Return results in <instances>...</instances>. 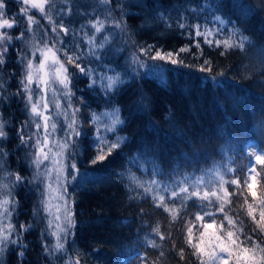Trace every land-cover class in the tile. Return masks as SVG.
I'll use <instances>...</instances> for the list:
<instances>
[{"label": "trees", "instance_id": "trees-1", "mask_svg": "<svg viewBox=\"0 0 264 264\" xmlns=\"http://www.w3.org/2000/svg\"><path fill=\"white\" fill-rule=\"evenodd\" d=\"M63 1L51 9V15L70 31L68 35L59 32L57 36L38 11L33 15L41 26H34V32L28 33L26 19L19 14L20 2L6 0L7 17L17 18L20 23L5 31L13 37L24 31L25 36L13 39L6 62L0 66V122L7 133L6 139H0V148L7 153L1 157L4 168L0 167V174L3 178L4 169L9 173L12 202L8 206L11 216L5 217V223L15 225L18 231L20 225L30 227L19 234L22 250L9 244L0 251V264H68L76 259L80 264H141L145 254L150 264L152 261L199 264L186 243L188 222H192L194 241L199 240L203 228L196 220V213L213 212L219 224L223 219V213L216 211L219 204L201 210L200 201L194 198L180 213L181 218L173 223L169 213L157 208L152 196L144 195V189L137 188L135 181L145 185L152 180L160 182L162 189L165 186L169 189L162 192L167 199L171 189L183 180L191 185L203 175L205 181H211L216 179L217 172L224 173L225 179L235 178L247 171L249 163L255 164L250 151L264 152L261 120L264 117V0H112L110 6L99 0H83L82 7L77 6L79 0ZM109 7L111 18L106 20ZM217 16L224 21L223 25L215 20ZM97 19L105 21L103 33L97 34V43L108 37L104 47L96 49L99 59L88 55L84 43V33L95 31L89 21ZM114 21L121 22L123 31L113 26ZM181 22L186 25L184 28L178 27ZM195 25L200 26L201 32L212 33L207 37L212 44L205 42V36L196 35ZM234 29L238 30L236 39L241 34L248 37L243 49L225 52L223 46L215 45L216 40H226ZM32 36L36 47L44 46L46 39L56 43L57 48H75L80 44L77 51L84 53L82 66L93 69L96 78V84L90 87L89 77L67 65L74 73L71 84L74 95L63 104L71 119L73 109H80L77 121L82 135L70 140V147L63 150L67 160L58 156L61 163L75 162L79 169L78 178L66 185L67 206L74 226L61 240L62 251H54L57 237L51 234L54 224L49 226L56 205L61 207V221L65 214L59 186L54 187L53 195L48 189L46 170L51 169L52 160H43L37 169L32 162L35 149L21 145L18 135L23 127L25 136L32 137V144L39 135L38 117H31L25 99L18 94L24 74L20 57L25 55V50L31 57L32 49L28 45ZM147 45H153L161 53H179L173 58L182 60L183 64L141 56L145 64L137 68L132 62L133 53L139 55V49ZM182 48L187 51H180ZM59 56L63 59L62 52ZM205 61L210 62L211 72L199 70ZM117 73L123 82L105 94L99 77ZM30 87L35 99L37 86L33 83ZM113 109H119L123 122L116 126L115 133L104 132V124L110 123L107 118H102L99 125L90 123L92 113L100 115ZM97 126L101 135L110 140L121 137L123 142L111 156L93 165ZM57 137L62 143L67 132H63V139ZM57 149L61 151L58 146ZM229 168L235 171L229 172ZM37 173L39 178L34 181ZM16 174L24 178L22 183L15 182ZM262 185L264 172L257 176L258 196ZM227 187L230 192L237 190L235 185ZM241 190L247 195L246 189ZM42 199L49 204L51 215L40 204ZM232 199L234 203L228 214L235 217L244 197L237 195ZM248 199L251 202V197ZM175 206L179 208V200ZM245 211L246 205L240 211V218L247 227L251 221ZM211 219L205 217L207 222ZM157 224L166 239L161 240L153 232ZM12 238L16 239L17 235L13 234ZM203 239L208 241L207 236ZM149 240H155L159 247H150ZM181 247L185 249L183 260L179 254Z\"/></svg>", "mask_w": 264, "mask_h": 264}, {"label": "snow or ice", "instance_id": "snow-or-ice-1", "mask_svg": "<svg viewBox=\"0 0 264 264\" xmlns=\"http://www.w3.org/2000/svg\"><path fill=\"white\" fill-rule=\"evenodd\" d=\"M23 7L21 8L20 15L21 17H26L25 25L26 31L28 33L34 32V26H41L40 21L36 17L30 14L32 9L38 10L41 16L47 20L48 24L52 25V32L57 36L59 32H63L65 35L69 34L70 29L64 26L62 22L57 23L53 16L51 15V9L55 7L53 0H21ZM104 5L110 6L112 0H100ZM6 0H0V66H3L6 62L5 56L9 51V45H11L13 39L20 40L25 36V32L22 31L18 36L13 37L6 29L10 30L15 28L20 20L17 18L9 19L6 14ZM71 9H69V12ZM112 9L109 7V15L106 16V20L111 18ZM182 19V18H178ZM215 20L219 21L221 25L224 24V21L221 17H215ZM89 25L95 31L89 34L88 32L84 33V43L88 46V55L95 56L96 59H99V56L96 53L97 48H103L105 43L108 41V37L104 36L103 40L97 43L98 36L97 34H102L105 29V21L102 20H92L89 21ZM113 26L120 28L123 31V26L121 22L114 21ZM186 25L184 23H178V27L184 28ZM191 27V26H190ZM197 31V36H205V42L212 44L213 41L208 40L207 37L212 33L208 30L204 32L199 31L200 26H194ZM236 29L227 37L226 40L220 41L216 40L214 43L217 47L223 46L225 52L232 48L243 49L245 46V41L248 40V37L240 35L239 39H236L237 34ZM47 35V33H45ZM44 47L33 46L31 51V57L27 55V50H25V55L20 57L21 63L24 65V74L20 81L22 86L21 91L18 94H21L26 102V108L30 111L31 117L39 116L43 121V127L45 130V136L43 137L44 145L48 144V137L51 133L48 131L50 117L44 114V111H47L49 108V102L47 99V91L52 90L53 95L57 93L58 89L54 87V84H58L63 88V95L66 96L69 101L74 95L71 90L72 78L74 73L69 71L67 65H72L78 71L90 78L91 84L90 87L96 84V78L94 76V70L86 66H82V60L84 53L82 51H77L81 47L80 44H77L75 48H57L56 43H52L49 47V42L44 41ZM63 44V41H60ZM199 47V44H197ZM180 51H187V49L182 48ZM62 52L63 59L58 55ZM225 52H221V55H224ZM39 53V56H37ZM154 53V54H153ZM179 56V53H161L157 51L153 45L143 46L139 49V55L133 53L132 62L139 64L143 67V62L141 56H146L153 61H166L173 65H182L183 61L180 59H174L173 56ZM42 57V58H41ZM39 61L37 64L35 61ZM51 61V64L49 63ZM47 69V70H46ZM54 69V71H52ZM201 72H211V64L209 61L204 62V66L199 69ZM222 75V73L220 74ZM100 87L105 92V94L114 91L123 81L120 74L115 75H101ZM33 83L36 84L37 88L40 89V92L44 93L43 96L37 97L34 99L33 89L30 87ZM41 84L43 87H41ZM2 87V85H0ZM26 94V95H24ZM41 100H43V109L40 111ZM72 107L71 103L68 105ZM56 108L61 109L60 103L56 102ZM80 111L79 108H74L72 112L71 122L67 123V138L62 142L58 143V147L61 149L60 152L55 153L67 160L68 157L64 156V151L70 147V140H74L75 137L82 135V132L79 130L77 124V113ZM61 114L65 116L67 122V112L63 111ZM102 118H107L110 123L104 124L105 133H115L116 126L123 123L119 117V109H113L111 112H104L100 115L96 113L91 114L90 123L93 125H99L102 122ZM35 122V121H33ZM41 124L36 123V128L39 129ZM51 130L54 132L57 130V124L55 122L51 123ZM19 139L21 145H26L36 149L35 159L32 161L36 168L39 169L40 165L43 163V160L49 159V153L52 152L51 148H48V151L45 152L43 147H38L41 144V139L37 134L35 144H32V137L25 136L23 127L19 132ZM7 133L4 131V124L0 122V139H6ZM123 142V138L117 137L116 140H110L105 135L100 134V128L96 127V134L94 138V149L95 155L91 160L93 165L98 162L104 161L108 156H111ZM7 155L2 148H0V157ZM249 155L254 157L255 164L249 163L247 165V171L241 175H237L232 179H225L224 173L217 172L216 179L211 181H205L204 176L196 178L191 185L188 184L187 180L181 181L174 188L171 189L170 195L168 198H165V195L162 192H168L169 189L165 186L161 188L160 182L152 180L145 185L140 181H135L137 188L144 189V195H151L153 202L157 208H163L165 212H168L172 218V222H176L181 218L180 213L183 212L187 206L188 201L195 200L200 201V208L207 207L208 205H213L218 203L219 207L216 211L223 213V219L219 224L213 212L205 211L203 215L200 212L196 213V220L201 222L203 232L200 233V239L194 241L193 239V228L191 226V221L188 222L187 227V239L186 243L192 248V255L196 257V260L199 264H264V185L261 187V193L258 196L256 191L257 185V176L264 172V152L258 154L256 150L249 152ZM41 156L43 159H41ZM60 166L56 169V183L59 186V198L64 201V217L62 223L57 224V231L52 232L53 236L57 237V243L54 246V251H62L64 249V244L61 240L65 239L67 234L70 233L72 227L74 226V219L71 211L68 209V201L66 199L68 194L67 184L71 181H75L79 176V169L75 162L70 164L61 163L58 161ZM257 166L260 167V171H257ZM229 172H234L235 170L229 168ZM256 173V175H253ZM39 173L34 175L33 180H38ZM246 177V178H245ZM71 178V179H69ZM24 178L19 174L15 176V182L22 183ZM227 185H235L237 190L229 191ZM2 188H8V185H0ZM51 188V184L48 185V189ZM201 189H204L201 194ZM241 189H246L247 195ZM222 193V194H221ZM8 196H11L9 191ZM45 193H42L44 195ZM0 195H3L0 192ZM242 196L243 204L240 205V210H238L235 217L230 216L228 213L232 210V205L234 203V196ZM248 197H251V202ZM179 200L180 206L177 208L175 202ZM169 201L172 202V206H169ZM205 202H207L205 204ZM12 202L9 199L0 200V217H10L11 212L9 210V205ZM40 204L43 205L44 211L51 215L49 204L45 200H41ZM246 205V211L244 214L251 221V224L247 227L244 224V221L240 218V211L244 210ZM38 211V210H37ZM59 211V208L57 209ZM258 213V216H257ZM205 217H212L211 222H207ZM57 221L61 220V217L57 215ZM227 221V224L224 223ZM52 221L49 220V226L51 227ZM30 225H20L19 231L15 225L11 223L7 225L0 224V251L5 249L9 244H18L19 243V234L23 231H26ZM153 232L160 237L161 240L166 239L165 235L160 232L159 224L153 228ZM59 233H63L64 236H59ZM13 234L17 235L16 239H13ZM207 236L208 241L205 242L203 237ZM148 244L152 248H157L159 245L155 240H149ZM46 251H53L46 248ZM185 249L181 247L179 249V254L181 260L184 259ZM23 255V253H21ZM161 256L164 255L163 252L160 253ZM68 264H80L79 259H76L74 262H68ZM141 264H150L148 255L145 254L141 258ZM151 264H157V261H152Z\"/></svg>", "mask_w": 264, "mask_h": 264}, {"label": "rangeland", "instance_id": "rangeland-1", "mask_svg": "<svg viewBox=\"0 0 264 264\" xmlns=\"http://www.w3.org/2000/svg\"><path fill=\"white\" fill-rule=\"evenodd\" d=\"M16 1L20 2L19 3V6L22 8L23 7V4H22L21 0H16ZM79 1H80V3L77 6L80 5V7H82L83 5H82L81 2L83 0H79ZM53 3L55 4V6L56 5L58 6L59 4H63L64 1L63 0H53ZM34 11H38V10L32 9L30 11V14L32 13V15H33V12ZM20 12H21V9L19 10V14H20ZM22 18H23V20L26 19V17H22ZM32 38L33 39L30 40V44L28 45L30 49H32L33 46H35V44H36V41H35V39H34L33 36H32ZM45 41H48L49 42V47H51L52 42L49 41L48 39H46ZM38 47L43 48L44 46H38ZM58 55H59V53H58ZM37 56H39V53H37ZM141 60H142L143 65H144L145 64V61L143 59H141ZM38 63H39V61H37V64ZM49 63L51 64V61H49ZM134 65L137 68L141 67L139 64H135L134 63ZM52 71H54V69ZM41 87H43L42 84H41ZM54 87H56L58 89V91L55 94V96L53 95V92H52L51 89H49L47 91V99H48V102H49V108H48V110L47 111H44V109H43V100H41V104H40V111H44V114L47 115V116H49L51 118L50 119L51 122L49 121V128H48V131L51 133V135L48 137V144L46 146L44 145V140H43V137L45 136V130H44V127H43L44 121L39 116H37L38 117L37 123L41 124V127L39 128V135H38L40 137V139H41V144L38 147H43V149H44L45 152L48 151V148H51L52 149V152L49 153V159H47V160H52V161H50V165L52 167H51V169L46 170L47 180L49 179V182H47V184L48 185L51 184V188H50L49 191H50V193L52 195L54 194V187L55 188L57 187V183H56V169L60 166V164L56 165V163L58 161V155H55V153L60 152L59 149H57V146H58V143H59V140H58L57 135H59L63 139V132H67L66 131L67 130V123L68 122H71L70 116L69 117L67 116V122H66L65 116L63 114H61L63 111H66L67 112L66 106H64V104H63L64 101L67 102V97L63 95V91L64 90L58 84H54ZM43 95H44V93L40 92V89L39 88H36V96H35V99L37 97H40V96H43ZM57 100H58V102L61 105V109H59V110L56 108V102H57ZM53 122H55L57 124V130L54 131V132L51 130V123H53ZM77 124H78V121H77ZM60 130H62V132ZM35 152H36V149H35ZM42 158L43 157L41 156V159ZM34 159H35V156L33 157V160ZM47 160H45V161H47ZM0 167H1V169L4 168L3 167V161H2V158L1 157H0ZM10 177L12 178L11 175H10ZM0 185H8V188H6V189L0 187V192L3 193V195H0V200L9 199V196L7 194L8 191H9V186H10L9 185V173H7L5 169H4V173H3V178H2V176L0 174ZM46 198H48V197H46ZM58 208H59V211H57ZM52 211H53V216L50 217V220L54 224L53 230H54V232H56L57 231V224L58 223H62L61 220L60 221H57L56 220L57 215H59L61 217V207L59 205H56V207H54L52 209ZM5 221H6L5 217H0V224L6 225ZM59 234H62V233H59ZM54 238H56V236H54ZM15 245L16 246H20V250L19 251L22 250L21 249L22 248V244L18 243V244H15Z\"/></svg>", "mask_w": 264, "mask_h": 264}, {"label": "bare ground", "instance_id": "bare-ground-1", "mask_svg": "<svg viewBox=\"0 0 264 264\" xmlns=\"http://www.w3.org/2000/svg\"><path fill=\"white\" fill-rule=\"evenodd\" d=\"M261 120L264 122V117H263ZM262 127H264V124H263V126H262ZM262 142L264 143V141H262ZM262 142H261V143H262ZM263 143H262V144H263Z\"/></svg>", "mask_w": 264, "mask_h": 264}]
</instances>
